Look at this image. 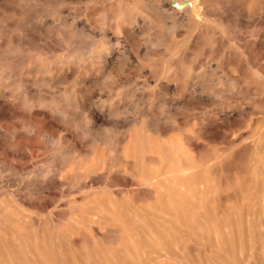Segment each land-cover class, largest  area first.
Wrapping results in <instances>:
<instances>
[{
    "label": "rangeland",
    "instance_id": "rangeland-1",
    "mask_svg": "<svg viewBox=\"0 0 264 264\" xmlns=\"http://www.w3.org/2000/svg\"><path fill=\"white\" fill-rule=\"evenodd\" d=\"M0 264H264V0H0Z\"/></svg>",
    "mask_w": 264,
    "mask_h": 264
}]
</instances>
